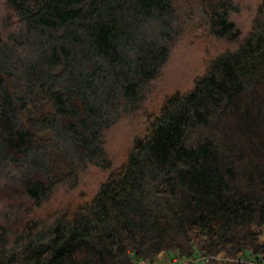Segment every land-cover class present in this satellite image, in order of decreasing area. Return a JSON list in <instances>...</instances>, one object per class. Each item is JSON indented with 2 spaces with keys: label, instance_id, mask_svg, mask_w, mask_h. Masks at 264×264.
<instances>
[{
  "label": "trees",
  "instance_id": "trees-1",
  "mask_svg": "<svg viewBox=\"0 0 264 264\" xmlns=\"http://www.w3.org/2000/svg\"><path fill=\"white\" fill-rule=\"evenodd\" d=\"M207 5L230 45L148 111L185 38L173 0H0V264L264 258V0L242 23ZM138 115L115 162L108 135Z\"/></svg>",
  "mask_w": 264,
  "mask_h": 264
},
{
  "label": "rangeland",
  "instance_id": "rangeland-1",
  "mask_svg": "<svg viewBox=\"0 0 264 264\" xmlns=\"http://www.w3.org/2000/svg\"><path fill=\"white\" fill-rule=\"evenodd\" d=\"M180 16L181 22L185 28V38L180 41L171 55L172 59L169 65H166L161 76L151 85L153 87L152 94L146 103L148 111L155 109L163 100L164 96L170 92L173 85L183 84L188 76L187 69L192 68L193 64L189 62H202L205 65V56L209 51L217 52L226 48L230 44L225 40L217 39L210 34V20L206 14V7H208V0H173ZM241 5V12L231 14L232 18L236 19L238 23H242L248 19L252 14L258 0H234ZM208 10V8H207ZM249 14V15H248ZM191 65V66H190ZM197 68V66H196ZM192 85L191 80L187 83ZM141 115L136 117H128L118 122L108 135L109 149L114 156L115 162H120L125 158L127 150L131 144L133 134H135L142 127ZM101 171L89 172L80 188L75 192L60 191L57 202H67L73 200V203L79 202L86 194L91 196L97 187L100 179L104 178L106 173ZM172 256V252H164L154 263L144 262L139 260L137 264H165V261ZM222 256V255H220ZM222 259H214L212 264H248L238 261V258L223 256ZM166 259V260H164Z\"/></svg>",
  "mask_w": 264,
  "mask_h": 264
},
{
  "label": "built area",
  "instance_id": "built-area-1",
  "mask_svg": "<svg viewBox=\"0 0 264 264\" xmlns=\"http://www.w3.org/2000/svg\"><path fill=\"white\" fill-rule=\"evenodd\" d=\"M223 256H212V255H204V254H196L195 256L191 258L186 259H179L178 257H173L168 264H208L213 259H222ZM238 261H241L243 263L248 264H264V258L263 257H254L249 255L248 257H242ZM159 264V263H157Z\"/></svg>",
  "mask_w": 264,
  "mask_h": 264
},
{
  "label": "crops",
  "instance_id": "crops-1",
  "mask_svg": "<svg viewBox=\"0 0 264 264\" xmlns=\"http://www.w3.org/2000/svg\"><path fill=\"white\" fill-rule=\"evenodd\" d=\"M164 260H166V259H164ZM159 263V262H158ZM169 263V260L167 259L166 261H165V264H168Z\"/></svg>",
  "mask_w": 264,
  "mask_h": 264
}]
</instances>
